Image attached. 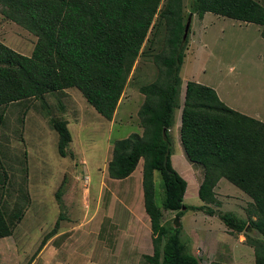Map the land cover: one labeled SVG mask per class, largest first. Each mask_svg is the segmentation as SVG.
<instances>
[{
    "label": "trees",
    "instance_id": "trees-1",
    "mask_svg": "<svg viewBox=\"0 0 264 264\" xmlns=\"http://www.w3.org/2000/svg\"><path fill=\"white\" fill-rule=\"evenodd\" d=\"M184 6V0H0V14L35 37L29 55L0 41V133H6L2 121L10 117V104L68 88L77 89L98 114L111 120L151 29L149 45L158 50L150 58L154 78L137 87L143 95L136 112L141 133L114 140L106 164L107 177L123 179L143 160V205L153 249L143 256L142 264H200L187 251L181 226L174 228L171 221L161 220L163 210L177 211L180 217L188 208L183 203L187 183L170 159L169 130L175 108L180 111L179 139L185 157L203 169L197 196L204 205L191 208L212 215L213 209L205 204H218L215 187L221 178L246 193L253 206L248 221L229 211L219 218L231 231L243 232L254 264H264V122L228 107L212 87L191 80L182 83L179 76L188 42V36L182 40V35L189 15L201 18L211 12L254 23L264 39V0H189L186 16ZM181 84L182 103L178 102ZM64 122L52 123L62 156L71 140ZM154 171L161 174V206L155 203ZM3 177L0 238L13 233L29 203L27 192L22 202L23 184L19 183L21 204L13 202L7 211L6 172ZM250 229L257 235L248 233ZM54 232L53 228L46 235Z\"/></svg>",
    "mask_w": 264,
    "mask_h": 264
},
{
    "label": "rangeland",
    "instance_id": "rangeland-1",
    "mask_svg": "<svg viewBox=\"0 0 264 264\" xmlns=\"http://www.w3.org/2000/svg\"><path fill=\"white\" fill-rule=\"evenodd\" d=\"M184 4L186 16L189 0H184ZM259 29L257 24H242L211 12L202 18L192 14L179 71L182 83L191 80L210 86L228 107L264 122V39ZM151 31L129 74L112 124L75 88L8 106L10 117L2 121L6 133H0V180H4L6 172L4 206L10 211L13 202L21 204L19 183L23 184L22 202L26 201L27 192L29 203L13 234L0 238V264H30L33 259L34 264H142L143 256L152 254L150 239L132 238L134 225H149L140 185L143 160L137 163L130 178L107 177L103 185L100 183L113 141L133 132L141 133L136 112L143 95L137 87L154 78L155 67L150 58L158 50L157 46L149 45ZM0 41L29 55L35 37L0 14ZM182 100L181 84L178 102ZM179 114L175 108L169 136L172 166L187 183L183 203L188 208L179 217L181 239L200 264H254L253 250L245 244L243 232L231 231L219 218V214L229 211L248 221L253 206L246 193L221 178L215 187L218 204H205L213 209V214L191 208L204 205L197 196L203 169L184 156ZM57 120L65 121L71 136L65 156L58 152V134L52 127ZM84 175L90 180L85 197L78 189L86 182ZM153 185L155 203L161 206L159 171L153 173ZM58 189L65 193L59 199L55 196ZM176 212L163 210L162 222L172 223ZM84 216L92 217L93 221L85 223L86 227H73L85 225ZM54 225L63 228L66 234L37 257L42 240L47 239L46 234ZM248 233L257 235L254 229Z\"/></svg>",
    "mask_w": 264,
    "mask_h": 264
},
{
    "label": "crops",
    "instance_id": "crops-1",
    "mask_svg": "<svg viewBox=\"0 0 264 264\" xmlns=\"http://www.w3.org/2000/svg\"><path fill=\"white\" fill-rule=\"evenodd\" d=\"M207 13V12H206ZM204 16V15H203ZM202 16V17H203ZM201 17V18H202ZM242 24H252V23H246V22H241ZM259 34H260V29H259ZM2 42V41H1ZM123 93H124V91H123ZM123 93H122V95H123ZM19 102H21V101H19ZM19 102H14V103H12V104H18ZM11 105V104H10ZM235 110V109H234ZM239 112V111H238ZM240 113H242V112H240ZM243 114H245V113H243ZM247 115V114H246ZM248 116H250V115H248ZM251 117H253V116H251ZM254 118H257V117H254ZM258 119V118H257ZM113 121H114V117H112V119H111V121H109V123L110 124H112L113 123ZM261 121V120H260ZM174 124V123H173ZM178 129H179V126H178ZM184 153V152H183ZM184 156H185V154H184ZM186 158V157H185ZM187 159V158H186ZM142 160V158H140L139 159V161H138V163H140V161ZM173 168H174V166H173ZM175 169V168H174ZM176 170V169H175ZM177 171V170H176ZM178 172V171H177ZM141 173H142V171H141ZM141 173H140V185H141ZM179 173V172H178ZM106 174V173H105ZM105 174L104 175H102L101 177H100V183H101V185H103V182L102 181H104V180H106L107 179V175H106V177H105ZM132 174V173H131ZM131 174L129 175V176H127L126 178H130V176H131ZM180 174V173H179ZM70 177V176H69ZM83 178H85V183H84V181L82 182V184L81 185H79L78 186V189H81V192H82V196H86V194H85V192H88L89 193V189H88V183H89V176L88 175H84L83 176ZM109 178V177H108ZM126 178H123V179H117V180H124V179H126ZM111 179V178H110ZM142 186V185H141ZM59 189H60V186H59ZM59 189L56 191V193H57V195H65V193H63L62 191H59ZM68 194V193H67ZM55 196H56V194H55ZM68 197V196H67ZM59 204H61L62 205V207L64 208V206H63V201L62 200H59ZM86 204V203H85ZM65 209V208H64ZM61 214H63L62 213V211H61ZM83 224H88V223H90L91 221H93V218L92 217H88V218H86L85 216L83 217ZM148 221H149V218H148ZM75 225V226H73V227H86V226H88V225ZM55 226V225H54ZM133 227H135V230H134V234H133V236H132V238L134 239V240H137L139 237L140 238H143V239H145V240H148V239H150V241H151V231H150V227H149V225L148 226H146V225H141V226H139V225H134ZM55 229V232L51 235V236H49L46 240H45V242H44V244H43V246L41 247V249L39 250V252H38V254L36 255L37 257L39 256V254L45 249V248H47V246L50 244V243H54V241L57 239V238H59V237H62L63 235H65L66 233L64 232V230H63V228H61L60 226H55V227H50V230L49 231H51L52 229ZM14 232V231H13ZM13 234V233H12ZM2 238V237H1ZM151 243H152V241H151ZM148 255V254H147ZM34 262H35V260L33 259L32 261H31V263L30 264H34ZM17 264V263H16Z\"/></svg>",
    "mask_w": 264,
    "mask_h": 264
},
{
    "label": "water",
    "instance_id": "water-1",
    "mask_svg": "<svg viewBox=\"0 0 264 264\" xmlns=\"http://www.w3.org/2000/svg\"><path fill=\"white\" fill-rule=\"evenodd\" d=\"M190 20H191V15H189L187 17V19H186V23L184 25V30H183V35H182V40H185L186 37H187ZM172 226L174 228H178L180 226V218L178 216H176V217L173 218V220H172Z\"/></svg>",
    "mask_w": 264,
    "mask_h": 264
}]
</instances>
